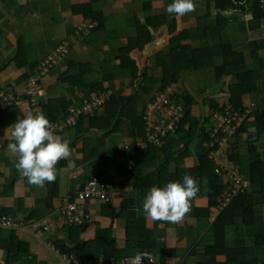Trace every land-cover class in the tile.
<instances>
[{"label": "crops", "instance_id": "0c3cea01", "mask_svg": "<svg viewBox=\"0 0 264 264\" xmlns=\"http://www.w3.org/2000/svg\"><path fill=\"white\" fill-rule=\"evenodd\" d=\"M172 2L0 0V92L11 88L18 97L14 105L0 106V214L12 215L25 224L21 230L0 227V264H66L61 250L87 262L100 256L121 259L150 252L167 264H264V203L253 206L250 225L236 216L232 225L224 227L223 246L217 245L213 226L222 209L211 207L208 216L197 215L208 205L206 179H202L201 197L192 201L191 212L183 222L153 221L137 211L150 189L137 186V175L154 178L164 158L151 155L138 171L133 161L137 154L129 160L121 147L143 141L133 125L136 121L141 125L144 106L162 86L157 57L179 46L191 50L229 47L245 58L239 74L249 72L253 87L241 96L240 107L249 112L248 126L237 134L234 155L224 146L217 162L242 172L247 194L253 198L264 195V134L257 135L254 128H249L256 121L264 128V15L251 29V13L234 9L222 0H196V10L182 17L166 14ZM259 2L264 7V0ZM84 7L96 19L78 12ZM87 24L95 28L88 29ZM140 25L148 26L152 41L143 50L131 49L129 53L141 77L134 80L132 69L123 67L121 55L139 37ZM83 27L87 30L80 32ZM172 29L174 34L170 33ZM179 34L184 35L181 42L171 45ZM62 43L69 44V54L44 79L38 97L41 111L56 117L52 123L61 120L69 106L102 93H111L116 102L135 99L124 118H111L113 114L101 109L84 118L77 128L56 133L71 139L72 153L59 161L55 182L37 187L20 178L15 168L17 157L7 149L8 141L3 136L18 117L30 112L27 81L36 66ZM251 43L254 45L249 47ZM223 64L221 56L205 60L199 71L181 64L170 83L177 95L192 101V116L202 122L208 120L210 126L214 124L210 110L226 104L228 89L237 85L236 76L216 79L215 70ZM143 73L153 83L145 84ZM144 87L148 91H143ZM248 141L253 153H249ZM110 153L104 166L102 158ZM201 153L204 148L198 143L184 159L185 168L195 169ZM257 162L258 167H253ZM97 170L101 175L96 179L110 186L108 200H78L77 192ZM170 170L175 171V166L169 164V174ZM74 201L81 208L82 222L68 225L60 219V211L66 202ZM43 221L49 229H37ZM139 229L145 231L139 235ZM144 236L153 241L151 251L138 245L146 241ZM226 249L239 252L230 254L231 262H227Z\"/></svg>", "mask_w": 264, "mask_h": 264}, {"label": "trees", "instance_id": "16d2710c", "mask_svg": "<svg viewBox=\"0 0 264 264\" xmlns=\"http://www.w3.org/2000/svg\"><path fill=\"white\" fill-rule=\"evenodd\" d=\"M222 1L231 5L234 9L249 11L252 15V20L249 23V27L251 29L253 28V26H255L258 23V20L261 18V16L264 15V7L261 6L259 0H222ZM249 3L250 6L248 7ZM78 12L83 16H85L86 18L96 19V16L92 15L90 11L85 7L80 8ZM157 20L159 19H152L151 21H157ZM162 20H166V19L162 18ZM174 32H175L174 29L170 30L171 34H174ZM183 36H184L183 34H179L177 37L172 39L171 45L176 46L177 44H179ZM151 41L152 38L148 26L140 25L139 37L136 40L132 41V44L128 48L126 53L121 55V59L123 61L122 62L123 67L127 69H132L134 80L141 77L138 76L139 70L136 67L135 63L130 59L129 53L131 52V49L143 50L146 45L151 43ZM252 45L254 44L251 43L249 47H251ZM217 56H221L223 58L224 64L222 67L216 68L215 70L216 79L221 80L224 77L227 78L233 76L237 77L238 79L237 85L230 87L228 89L229 97L227 99V103H229V105H231V107H233L235 111L239 113L240 112L243 113V110L240 107L241 106L240 98L241 96L251 91V87H253V81L251 74L249 72L245 74H239L241 69L245 67L243 63V59L245 58L241 54H235L234 51L233 52L230 51L229 47L226 48L213 47V48L191 50L179 46L178 48L173 49L172 52L169 54L158 55L157 65L162 70V83H161L162 86L158 92L170 86V83L173 81V79L176 78L177 73L175 68L177 66L183 64L184 67L186 66L188 68H192L194 71H199L204 68L205 60L212 59ZM142 77L145 84L153 83V80L148 77L147 73H143ZM143 91L145 92L148 91L147 87H144ZM134 99L135 98L131 100L121 99L120 101L116 102L115 101L116 99L112 97L111 102L105 105L106 107H104L103 109H106V111H108V114H113L111 118L113 117L124 118L126 117V112H128L132 104L130 102L133 101ZM150 99L148 101H150ZM172 101L174 104L181 106L184 113V117L180 124V131L177 134V136L167 138L164 141L163 147L161 148H157L152 145H147L146 150L133 151L132 149H130V151H124V153L127 154V159L129 160H132L133 154H137V156L135 157V159H133V161L136 163V169L138 171L141 169V166L145 164V161L147 158H149V156L161 154L164 158L163 163L155 171L154 178H139L140 176L137 175L136 184L137 186H140V188L141 187L151 188L152 186H156L158 184L159 186L162 187L168 182L182 180L183 175L187 173L193 175L199 181L200 192L197 198H200L202 195V185H201L202 179H206L207 181L206 192H207L208 205L204 209H199L197 215L208 216L211 207L219 206V199L221 197L222 191L225 190L227 186H230V181L227 180V178H224V180H222L221 178H223L224 176L220 177L219 175L215 174L214 163L211 159L208 158V155L211 151L208 148V144L212 142L209 136L213 132L216 125L214 123L212 126H210L209 124L207 125L208 120H204L202 122L201 120L194 118L191 114L192 101L190 99L186 100L185 98L176 95L174 96ZM226 104H224L220 108L215 105L216 109L214 111L211 109L210 111L212 113H217V114L221 113ZM47 117L50 119V121H56V117L54 116L51 117L48 115V113H47ZM82 120L80 119L78 121V125ZM246 121L237 129V131L233 135L234 138L233 142L230 141L231 137L228 138L226 147H229L228 150L230 151V153L231 152L233 153L236 147L235 139L237 137V134H239L242 130L243 132L246 131V127L248 126ZM136 122L138 123V121ZM136 122L133 126L137 127L138 131L140 132V136L142 137L145 143L142 120H141V125L136 124ZM262 125L263 123L256 121L251 125H249V128H254L257 135H262L264 134V128H262ZM216 138L218 140H221L225 138V136L221 133H218ZM198 143L199 144L201 143V145L203 146L204 154L201 153L200 155H197L198 165L195 169H187L185 168L183 161L192 152H194V147ZM206 144L207 146L205 147L204 145ZM248 144H249V153H253L254 149L251 148L250 146L251 143L249 141ZM219 150L221 149L218 147H215L213 149L214 152ZM111 156L112 155L110 153L109 155L102 158V163L104 164V166H106V164L108 163V158H110ZM230 159H234V157L231 156ZM235 159L237 160V157ZM169 164L170 166L172 165L175 166V171L171 172L170 170V174L168 171ZM258 165L259 162L253 164V167H258ZM210 170L212 171V174H210ZM97 175H101L99 170L95 171V174L92 178L98 177ZM262 203H264V195L257 198H253L252 196L247 194L245 190L238 191L235 194V196L231 197V199L228 201L226 206L222 208V211L218 214L213 224L215 238L218 240L217 245L223 246L224 244L223 236H224L225 226L232 225L234 223V218L236 216L242 219L243 224L250 225L252 222L253 206ZM137 231L140 235L141 232L145 231V229L144 230L139 229ZM144 238L146 239V241L139 242L138 245L147 251H151L153 246V241H151L148 238V236H144ZM258 243L259 242H257L256 244ZM225 251L227 253L226 256L228 258L227 262H231V258H230L231 253L232 254L239 253L237 252V250L231 251L226 249ZM61 252L62 255H68V256L72 255L70 252L64 253L62 250ZM78 261L84 264H86L87 262L82 260H78ZM246 264H263V263L249 261Z\"/></svg>", "mask_w": 264, "mask_h": 264}, {"label": "built area", "instance_id": "2783aa9c", "mask_svg": "<svg viewBox=\"0 0 264 264\" xmlns=\"http://www.w3.org/2000/svg\"><path fill=\"white\" fill-rule=\"evenodd\" d=\"M89 23V22H86ZM93 24H87L88 29L93 30L95 27ZM80 29V32L87 29ZM69 54V44L62 43L56 47L47 57L41 61L35 68L33 74L27 81V88L25 94L27 97L29 111H36L40 109L38 101L39 94L42 90L44 79L55 68L60 59H64ZM178 94V91L174 85L168 86L166 89L156 93L150 101L145 105L142 115L143 132L145 136V143L141 141L133 144L130 147H124L125 150H145L147 145H152L157 148H161L164 145V141L169 137H176L180 131V124L184 117L182 107L173 103V98ZM18 97L13 89L7 88V90L0 92V106L14 105ZM112 95L109 92L102 93L96 96L83 99L79 103H75L69 106L66 115L59 121L54 122L55 132L62 133L68 129H74L78 125V121L84 118H91L99 110L106 107L111 102ZM248 111L237 112L227 103L221 113H213L212 119L215 123V128L210 134L211 143L208 144V148L211 150L208 158L214 163L215 174L223 178H227L230 181V186H227L222 191L219 199V208L222 209L226 206L231 197L235 196L238 191H244L246 189V183L243 176L238 169H228L222 167L217 162L218 152H214L215 147H226L228 138H233V135L237 129L247 120ZM221 133L225 138L218 140L217 134ZM205 147L207 146L204 145ZM110 186L105 182L93 179L88 181L83 189L76 195L78 200H108ZM81 208L77 202H66L61 211L60 219L62 222L68 225L80 224L82 222ZM38 223L35 225L37 226ZM28 226V225H26ZM0 227L9 229L21 230L25 227L22 220L8 214H0ZM49 229L47 222H42L37 228ZM66 264H84L79 262L75 257L63 255L62 256ZM139 258V259H137ZM86 264H167L162 260L156 259L150 252H139L134 257L129 258H106L100 256L93 261L86 262Z\"/></svg>", "mask_w": 264, "mask_h": 264}, {"label": "clouds", "instance_id": "9594fccd", "mask_svg": "<svg viewBox=\"0 0 264 264\" xmlns=\"http://www.w3.org/2000/svg\"><path fill=\"white\" fill-rule=\"evenodd\" d=\"M195 10L196 0H173L165 11L168 15L182 17ZM3 139L8 141L7 149L17 157L15 168L20 178L37 187L55 182L59 161L72 153L71 139L57 135L55 125L39 109L25 113L23 118L18 117L4 131ZM199 192V181L186 173L182 180L168 182L162 187L152 186L137 211L153 221L180 223L191 212L192 201Z\"/></svg>", "mask_w": 264, "mask_h": 264}, {"label": "rangeland", "instance_id": "374dc122", "mask_svg": "<svg viewBox=\"0 0 264 264\" xmlns=\"http://www.w3.org/2000/svg\"><path fill=\"white\" fill-rule=\"evenodd\" d=\"M144 108H145V106H144ZM124 147H126V145H125V146H122L121 148L124 149ZM159 166H160V164H158V168H159ZM143 167H145V165L141 166V168H143ZM239 171H240V170H239ZM240 174H242L241 171H240ZM242 175H243V174H242Z\"/></svg>", "mask_w": 264, "mask_h": 264}]
</instances>
